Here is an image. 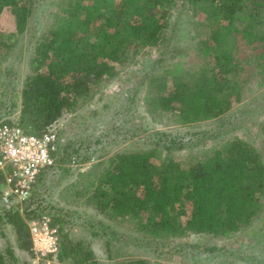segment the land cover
<instances>
[{"label":"trees","instance_id":"trees-1","mask_svg":"<svg viewBox=\"0 0 264 264\" xmlns=\"http://www.w3.org/2000/svg\"><path fill=\"white\" fill-rule=\"evenodd\" d=\"M52 3L56 9L43 31L37 37L30 33L33 69L23 83L20 104L17 93L8 97L0 88L5 97L0 99L1 119L41 136L50 125L90 103L97 89L108 85L124 66L136 64L140 54L158 52L154 64L163 68L147 76L143 105L168 130L150 131L142 138L149 146L116 151L85 171L78 168L67 188L73 202L94 211L86 225H132L130 230L140 237L165 247L199 235L235 239L264 221V120L258 127L260 146L239 135L210 145L205 131L182 134L172 128L213 120L242 101L246 85L264 84V0ZM37 4L0 0V26L4 17L11 24L0 31V63L12 57L30 31ZM181 15L195 27L191 38L200 56L197 63L180 59L184 50L172 43L178 33L173 19L179 21ZM169 56L174 61H168ZM4 73L0 70V84ZM183 147L198 150L180 160L175 152ZM81 149H75V155L64 153L59 162L73 156L81 163L90 160L92 153L83 157ZM3 182L0 174V186ZM36 186L22 204L0 203V264H18L17 248L26 264L35 259L30 222L44 214L59 227L60 247L51 259L59 264H105L86 240L75 238L62 209L47 207L36 197ZM114 264L151 263L136 258Z\"/></svg>","mask_w":264,"mask_h":264},{"label":"rangeland","instance_id":"rangeland-1","mask_svg":"<svg viewBox=\"0 0 264 264\" xmlns=\"http://www.w3.org/2000/svg\"><path fill=\"white\" fill-rule=\"evenodd\" d=\"M35 1L38 4L29 23L30 31L21 37L19 47L13 52L12 57L9 56L0 63V70L5 72L3 76L1 74L4 81L0 84V88L8 93V97L12 93H17L19 104L25 78L33 69V66H30L33 52L30 33H34L37 37L48 23L50 12L56 9L53 0ZM178 17L181 20L178 21L175 17L173 19V22L178 24V33L172 36V43L177 42V45L184 50L182 54L180 53V59L185 60L187 64L197 63L200 56L191 38L196 31L195 27L184 15ZM3 19L0 31L2 29L7 31L11 28V24L9 19L5 17ZM158 57V52L140 54L136 64L124 66L108 85L97 89L90 103L61 119L60 155L64 153L75 155V149L82 148L83 157L90 152L92 154L89 155L93 160L84 159L82 165L77 167L67 159L65 162H58L55 167L46 169L37 182L36 197L42 199L47 207L62 209L68 221L66 226L71 229L75 238L86 240L96 258L105 264L136 258H145L151 264H264V221L257 222L251 231L235 239L199 235L177 239L170 245L158 247L156 240L144 239L130 230L132 225L130 228L117 224L108 227L109 224L103 226L97 223L94 227H88L86 220L90 219L94 211L80 206L69 197L67 188L75 181L76 172L80 170L78 168L85 171L116 151L149 146L150 141L142 138H145L150 131L168 130L166 124L154 120L145 111L143 105L149 88L147 76L151 71L161 72L163 69L159 62L154 64V60ZM168 61L174 59L169 56ZM6 72H8L7 76ZM245 89L244 98L235 104L231 111L193 126L172 127L173 131L182 134L205 131L204 137L208 138L207 144L210 145L232 135L245 137L258 145V127L264 120V84L254 83L250 87L246 85ZM0 99L5 97L0 96ZM11 99L13 100V97ZM18 110L19 108L13 110L16 115ZM196 150L198 149L183 147L175 153L178 159L185 160L190 152ZM11 168V165L8 166V170ZM94 232L99 235H95ZM12 234L9 237L11 240ZM108 243L110 249L107 247ZM213 246L217 247V250L207 249ZM16 250L20 257L18 264H26L24 253L22 254L18 248ZM109 254L112 257H109ZM29 264H46V262L34 259Z\"/></svg>","mask_w":264,"mask_h":264},{"label":"built area","instance_id":"built-area-1","mask_svg":"<svg viewBox=\"0 0 264 264\" xmlns=\"http://www.w3.org/2000/svg\"><path fill=\"white\" fill-rule=\"evenodd\" d=\"M63 119V118H62ZM59 122L48 127L39 136L28 133L17 124L0 119V174L4 182L0 188V203L11 205L24 203L34 190L39 175L59 162L61 142ZM93 160V158H91ZM73 166H81L78 157L70 160ZM11 165V170L8 166ZM35 260L46 264H59L49 255L59 251V227L49 215H42L30 222Z\"/></svg>","mask_w":264,"mask_h":264}]
</instances>
